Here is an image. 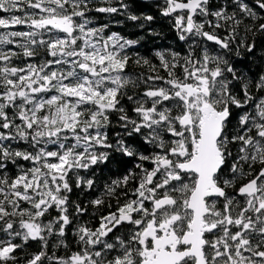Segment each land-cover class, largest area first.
<instances>
[{"label":"snow or ice","instance_id":"snow-or-ice-1","mask_svg":"<svg viewBox=\"0 0 264 264\" xmlns=\"http://www.w3.org/2000/svg\"><path fill=\"white\" fill-rule=\"evenodd\" d=\"M143 2L0 0V264H264V0Z\"/></svg>","mask_w":264,"mask_h":264},{"label":"trees","instance_id":"trees-1","mask_svg":"<svg viewBox=\"0 0 264 264\" xmlns=\"http://www.w3.org/2000/svg\"><path fill=\"white\" fill-rule=\"evenodd\" d=\"M133 12L136 14L144 13L147 15L156 16V20L153 22L145 23L143 28L138 27L141 22L125 21L123 24L113 23L111 31L119 32L122 35L130 38L137 39L143 37L140 42V53L151 56L154 49H159L167 46H175L177 41L175 40V33L171 30V26L167 23L165 18L159 16V10L153 7L150 3H144L140 0H128ZM118 20H124L123 17H117ZM101 23L106 22L104 20L99 21ZM150 32H158L161 35H150ZM155 62V61H154ZM139 71V69H137ZM131 162L126 157H122L120 154H114V158L107 165V168L100 173L102 178H107L109 174H119L125 168L130 167ZM33 250H36L33 247Z\"/></svg>","mask_w":264,"mask_h":264},{"label":"water","instance_id":"water-1","mask_svg":"<svg viewBox=\"0 0 264 264\" xmlns=\"http://www.w3.org/2000/svg\"><path fill=\"white\" fill-rule=\"evenodd\" d=\"M140 1H143V0H140Z\"/></svg>","mask_w":264,"mask_h":264}]
</instances>
